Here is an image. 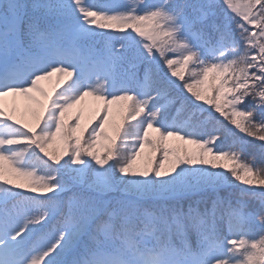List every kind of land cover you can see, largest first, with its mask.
I'll return each instance as SVG.
<instances>
[{"label": "snow or ice", "instance_id": "obj_1", "mask_svg": "<svg viewBox=\"0 0 264 264\" xmlns=\"http://www.w3.org/2000/svg\"><path fill=\"white\" fill-rule=\"evenodd\" d=\"M0 264H264V0H3Z\"/></svg>", "mask_w": 264, "mask_h": 264}, {"label": "trees", "instance_id": "obj_2", "mask_svg": "<svg viewBox=\"0 0 264 264\" xmlns=\"http://www.w3.org/2000/svg\"><path fill=\"white\" fill-rule=\"evenodd\" d=\"M118 0H99V2L101 3H107V4H110V5H113L115 6L114 4L117 2ZM3 0H0V3H2ZM98 31H106V32H110L112 33L113 35H124L126 33H121L117 30H114V29H109V30H99ZM130 31V30H128ZM186 78H187V74H186ZM175 79V78H173ZM182 83V82H181ZM210 84H211V74H210V77H209V81L206 82L204 85L200 86V90L202 92H204V94L206 96H211V95H214L213 92H211L209 89H210ZM185 93H186V89L183 90ZM187 96L191 97L192 94L191 93H187ZM192 99H195L194 97H192ZM197 104H201L203 105L204 108H212V105L210 104H207L205 101H196ZM95 107H96V102L92 101L91 100V103L89 106H87L85 108V111H84V115H83V118H82V123H88V122H91V126H95L96 123H98L99 121L98 120H95L93 119L94 115H95ZM214 111V109H213ZM75 113V111H73V114ZM175 114V112L173 111V115ZM205 115H207V113H205ZM216 116H220L219 113H216L215 114ZM220 119L221 120H224V117L220 116ZM224 122L227 124L228 122L226 120H224ZM215 126V121H213L211 124H207L206 127L208 128V130H211V128ZM229 127H233L232 125H229ZM236 133H237V138L239 136H242L244 135L243 133H239V130H235ZM150 135H155V133H150ZM251 139V138H250ZM232 140V137H229L226 141H225V145L226 146L228 143H230ZM170 145H174V146H181V147H184L185 145H183V142L182 141H179V140H170L169 141ZM259 141H255V144H256V147H252V146H249L248 148V154L249 155H255L257 160H261V156H260V153L258 151V145H259ZM60 145L58 143H55L52 145V148L51 150L54 151V152H57L58 149H60ZM186 147H188L189 149H195V146L194 145H186ZM147 151V149H146ZM209 159H211V157H208ZM67 159V156H64L63 159L61 160V163H63V160H66ZM51 162V161H50ZM227 163V162H225ZM208 167H210V165H208ZM17 183H21V184H24L25 187L23 188H19V189H14L15 191H18V192H21L24 196H36V197H39V198H47L48 196L50 195H53L52 193H46V192H31L30 191V187L28 186V182L24 179V178H21L19 180L16 181ZM238 184L240 182H237ZM240 187H249V186H245L243 184H240ZM258 187V186H256ZM71 193H69L68 195H70Z\"/></svg>", "mask_w": 264, "mask_h": 264}, {"label": "rangeland", "instance_id": "obj_3", "mask_svg": "<svg viewBox=\"0 0 264 264\" xmlns=\"http://www.w3.org/2000/svg\"><path fill=\"white\" fill-rule=\"evenodd\" d=\"M89 100H90V98H86L85 105L88 104Z\"/></svg>", "mask_w": 264, "mask_h": 264}]
</instances>
